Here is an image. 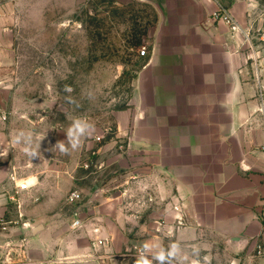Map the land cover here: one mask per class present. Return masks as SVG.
Segmentation results:
<instances>
[{
	"label": "crops",
	"instance_id": "obj_1",
	"mask_svg": "<svg viewBox=\"0 0 264 264\" xmlns=\"http://www.w3.org/2000/svg\"><path fill=\"white\" fill-rule=\"evenodd\" d=\"M140 1L155 7L157 23L130 102L116 111L112 137L93 134L82 140L77 154L85 152L84 162L100 163L89 171L97 179L110 177L115 184L120 176L122 192L103 196L99 183L91 195L86 192V199L99 200L91 206L92 226L101 225L98 233L88 229L86 245L65 237L55 222H45L42 231L24 240L26 264H99L103 258L108 264H135L136 256H124L125 250L140 249L145 241L167 248L171 240L190 258L199 249L201 260L208 256L210 264L217 263L211 251L221 245L245 252L235 260L264 264V73L260 83L243 32L264 30V0ZM217 2L243 31L212 17ZM58 136L66 140L65 132ZM69 156L48 169L63 183L77 185ZM14 166L0 165V202L8 199L3 187L13 183ZM132 178L144 184L143 199L130 193ZM134 200L143 205L133 207ZM120 203H127L123 216L146 220L120 229L112 221ZM53 214L46 209L42 216ZM17 230L0 228L2 264H9V245L19 251L17 238L8 243L6 237ZM137 232L143 236L133 237Z\"/></svg>",
	"mask_w": 264,
	"mask_h": 264
},
{
	"label": "rangeland",
	"instance_id": "obj_2",
	"mask_svg": "<svg viewBox=\"0 0 264 264\" xmlns=\"http://www.w3.org/2000/svg\"><path fill=\"white\" fill-rule=\"evenodd\" d=\"M156 21L155 7L140 0H0V165L16 164L13 183L3 187L8 199L0 202V228H19L6 236L8 243L17 238V262L29 261L24 240L38 234H32V227L39 223L55 222L65 237L73 241L78 237L84 245L90 240L88 229L101 226H92L91 206L99 200L89 196L82 205L71 204L67 197L72 190L79 189L87 197L99 183L103 196L121 194L125 184L121 177L115 184L110 177L97 179L84 166L85 152L78 157L79 149L67 154L50 149L60 140L58 134L80 116L94 125V134L112 137L115 113L130 102L134 81L146 61L141 50L151 48ZM66 84L71 93L64 91ZM20 131L32 134L37 157L24 152L23 141L13 142ZM66 155H71L77 185L63 183L56 171L48 169ZM30 160L34 166L28 165ZM122 171L121 176L126 172ZM132 182L133 198H142L144 184L138 179ZM23 183L30 188L21 190ZM126 204L120 203V212L112 218L120 229L146 220L123 216ZM132 205L139 208L143 202ZM46 209L55 212V218L43 217ZM77 219L80 226L74 225ZM141 235L137 232L133 237ZM211 252L216 264L254 263L235 260L245 257V252L224 245Z\"/></svg>",
	"mask_w": 264,
	"mask_h": 264
},
{
	"label": "clouds",
	"instance_id": "obj_3",
	"mask_svg": "<svg viewBox=\"0 0 264 264\" xmlns=\"http://www.w3.org/2000/svg\"><path fill=\"white\" fill-rule=\"evenodd\" d=\"M64 91L71 93L73 89L70 85L66 84ZM89 98L91 99V93H89ZM69 102L75 103L70 97ZM94 132V125L86 117H75L65 132L66 140H58L50 150H59L63 154L77 150L81 147L82 140L91 137ZM21 141L26 145L24 147L25 153L33 158L38 156V152L31 147L32 134L30 132L20 131L17 133L13 142L18 144ZM171 236L172 232L169 231V237ZM192 255L195 258H190L182 250L180 242L175 240H171L167 248H157L151 241H145L138 250L135 264H210L208 256H204L201 260L199 249H193Z\"/></svg>",
	"mask_w": 264,
	"mask_h": 264
},
{
	"label": "built area",
	"instance_id": "obj_4",
	"mask_svg": "<svg viewBox=\"0 0 264 264\" xmlns=\"http://www.w3.org/2000/svg\"><path fill=\"white\" fill-rule=\"evenodd\" d=\"M212 17L214 19H223L232 29V31H236V30H240L243 31L242 27L237 23L236 19L231 15V13L228 11V9L226 8L225 5H223L220 2H217V8L215 9V11L212 14ZM245 33V40L246 42H248V44L250 45V49L252 51L251 55H250V59L252 60L253 66H254V71H255V76L256 79L261 83V78H262V73H264V30L260 31L257 34H253V32L250 31H243ZM257 36V39H255L254 37ZM258 42H257V41ZM147 52V49L144 47L141 50V54L145 55ZM262 86L260 85V88ZM97 140H102V137H98ZM84 166L86 168H91L94 167L95 170L96 168L99 169L101 167L99 162H92L90 163V161H86L84 163ZM21 189H28L29 185L26 183L21 184L20 186ZM85 198L83 191L79 190V189H74L72 190L67 197V200L69 203L71 204H78L81 201H83ZM181 219H178V221L180 222ZM75 226H80L81 225V220L77 219L74 222ZM3 229H6V227H3ZM94 232L98 233L99 232V227H95L94 228ZM98 243L102 242L101 238L97 239ZM95 244V242H94ZM15 246V245H14ZM13 245H9V249L6 250V256L9 261V264H26V261H23L22 263H19L15 260V257L17 255V252L12 250ZM138 248L135 247L133 249H128L126 250V252L124 253V256H128V255H133V256H137L138 255ZM104 259V258H103ZM101 259L99 264H108L107 262H105V260ZM2 264V263H0Z\"/></svg>",
	"mask_w": 264,
	"mask_h": 264
},
{
	"label": "water",
	"instance_id": "obj_5",
	"mask_svg": "<svg viewBox=\"0 0 264 264\" xmlns=\"http://www.w3.org/2000/svg\"><path fill=\"white\" fill-rule=\"evenodd\" d=\"M43 229H44V224L39 223V224L35 225L34 227H32V234H36V233L42 231Z\"/></svg>",
	"mask_w": 264,
	"mask_h": 264
}]
</instances>
